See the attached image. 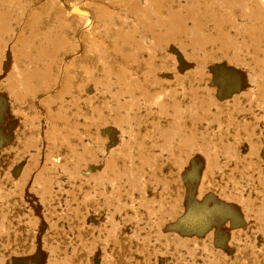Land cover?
Instances as JSON below:
<instances>
[{
    "label": "rangeland",
    "instance_id": "374dc122",
    "mask_svg": "<svg viewBox=\"0 0 264 264\" xmlns=\"http://www.w3.org/2000/svg\"><path fill=\"white\" fill-rule=\"evenodd\" d=\"M0 264H264V0H0Z\"/></svg>",
    "mask_w": 264,
    "mask_h": 264
},
{
    "label": "water",
    "instance_id": "95a60500",
    "mask_svg": "<svg viewBox=\"0 0 264 264\" xmlns=\"http://www.w3.org/2000/svg\"><path fill=\"white\" fill-rule=\"evenodd\" d=\"M75 9H76V10H74V11H80V12H82V13H85V11L81 10L78 6H75Z\"/></svg>",
    "mask_w": 264,
    "mask_h": 264
},
{
    "label": "bare ground",
    "instance_id": "6f19581e",
    "mask_svg": "<svg viewBox=\"0 0 264 264\" xmlns=\"http://www.w3.org/2000/svg\"><path fill=\"white\" fill-rule=\"evenodd\" d=\"M80 8V7H79ZM76 10V9H75Z\"/></svg>",
    "mask_w": 264,
    "mask_h": 264
}]
</instances>
